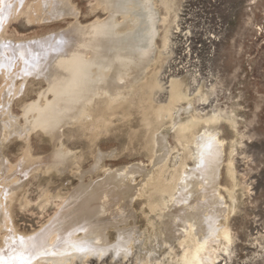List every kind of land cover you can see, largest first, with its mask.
Returning a JSON list of instances; mask_svg holds the SVG:
<instances>
[{
    "label": "bare ground",
    "instance_id": "6f19581e",
    "mask_svg": "<svg viewBox=\"0 0 264 264\" xmlns=\"http://www.w3.org/2000/svg\"><path fill=\"white\" fill-rule=\"evenodd\" d=\"M95 1L97 7L106 13L105 17L86 25L73 22L57 34L43 36L34 42L24 41L26 44H21L20 40L21 43L16 44L17 41L15 43L13 40L8 43L5 37L8 22L12 19L27 14L30 21L47 20L61 17L71 8L66 2L53 0H35L32 4L27 0H0V104L3 106L5 102H2L4 94H19L20 87L15 86V80L19 77L25 80L29 75H38L46 82V89L40 96L43 101L39 99L28 106L26 104L22 129L19 128L21 125L17 126L7 118L5 120L8 122L1 119L5 134L39 129L56 140L65 126L80 124L81 127L93 126L97 130L93 133L97 135L99 131L108 129L109 122H112L104 116L105 112L96 118L99 115H95L96 109L101 103L106 105V109H103L107 112L134 100L135 96L149 103L153 117H147L146 125L149 127L154 121L157 124L151 130L150 152L160 153L158 158L163 160L170 149L166 141L168 136L159 130L165 121L186 152L184 160L178 159L175 163L174 171L168 170V164L160 166L161 177L155 180L157 183L153 186L156 193L161 195L158 193L161 201L156 204L157 207L164 214L168 212L164 215L159 211L161 217L168 215L165 217L168 219L157 234L158 245L170 249V264H217L223 255L231 256L234 252V236L228 219L237 209L239 197L237 199L236 188L241 186L237 183L234 165L230 162L227 166L232 181V187L228 189L231 203L227 204L219 188L225 152L218 125L224 119L233 123L236 121L224 109L215 106L206 109L212 89L204 85L193 89L188 76L163 81V70L170 56L168 47L172 29L180 11L178 0ZM5 89L8 91L5 92ZM162 95L163 100L160 98ZM199 104L202 107H198ZM2 114L6 113L0 116ZM55 146L43 161L32 158L26 152L21 161L14 165L17 171L12 170L10 161L0 160L3 176L0 232L4 233L0 245V264H84L90 262L91 256L101 259L108 252L111 258L120 255L127 259L133 249L129 234L120 237L115 244H109L107 235L108 227L115 220L125 218L131 205L133 188L126 182L128 177L122 174H109L100 182L80 184L60 202L63 205L59 211L40 231L32 235L17 232L9 208L12 194L9 192L14 188L11 184L40 167L47 170L66 169L73 162L72 153L69 154L65 147ZM187 160L193 163L188 170ZM151 193L150 196L157 195ZM46 195L54 199L56 194L48 190ZM116 205H119L118 211L113 210ZM164 209L168 211L164 212ZM150 252L151 249L149 255L147 252L146 258L140 261L142 264L152 260ZM154 264L164 263L162 259H156Z\"/></svg>",
    "mask_w": 264,
    "mask_h": 264
},
{
    "label": "rangeland",
    "instance_id": "374dc122",
    "mask_svg": "<svg viewBox=\"0 0 264 264\" xmlns=\"http://www.w3.org/2000/svg\"><path fill=\"white\" fill-rule=\"evenodd\" d=\"M53 1L66 2L71 10L61 17L47 20L30 21L27 14H20L8 22L6 41L8 43L11 40L15 43L17 41L16 44L38 41L43 36H51L66 30L73 22L86 25L106 15L101 7H97L95 0ZM178 1L180 11L172 29L168 47L170 56L163 70V81L166 82L176 76H188L193 89L200 85L212 89L206 109L214 106L224 109L225 112L231 113L236 121L233 123L229 119H224L218 125L221 138L224 140L225 152L219 188L227 204L231 203L228 189H231L232 181L227 166L230 162L234 165L237 183L241 186L236 188L237 199L239 197L237 209L228 219L234 236V252L231 256L223 255L217 264H222L224 260L229 264H264V0ZM27 2L32 4L35 0ZM161 12H164L163 9ZM157 40L160 45V38ZM182 67H186L185 70L177 75H167L171 69ZM37 76L29 75L25 80L21 77L15 80L16 87L24 88L21 92L18 87L19 94L12 92L4 94L2 102L6 103L3 102V106L0 104V115L6 113V116L2 114L0 121L1 119L11 121L17 126L21 125L19 126L21 129L24 127L26 104L28 106L39 99L43 101L40 96L46 89V82L42 76ZM1 80L2 77L0 85ZM160 98L163 100L164 96ZM8 103L9 105H6ZM105 106L101 103L97 107L95 115H99H96V118L105 112L104 116L112 122H109V130L99 131L97 135H94L97 130L93 126L90 125L89 129L90 126L81 127L80 124L65 126L61 131L62 135L56 140L39 129L31 130L30 133L22 131L24 134L22 132L5 134L3 124L0 123V160L8 163L10 161L13 171H17L15 166L26 152L32 158H40L39 160L43 161L53 151L55 145L65 147L69 154L72 153L73 161L64 170H47L44 167L31 170L11 184L14 187L9 192L12 193L9 203L12 224L17 232L32 235L49 223L63 205L62 200L69 197L80 184H93L112 174H122L128 177L126 182L133 188L131 200L129 199L131 205L127 204L130 205L129 212L127 211L129 216L117 219V222L115 220L108 227L107 235L109 244H115L120 237L129 234L132 253L125 259L120 255L111 258L112 255L108 252L101 258L102 260L91 256L90 262L84 264H142L140 261L146 258L147 252L149 255L150 249V255L153 257L150 264H154L156 259H162L164 264H170L168 255L170 249L167 246L160 247L157 241V234L164 226V221L168 219L165 217L168 215L161 217L164 214L163 210L157 207L161 195L159 192L156 193L153 186L161 177L159 168L168 164V170L174 171L175 163L178 159L183 161L186 152L179 145L175 132L169 129L170 125L166 121L164 125H158L159 130L168 136L166 141L168 140L167 146L169 144L170 149L166 157L161 160L162 158H158L160 153L150 152L151 133L157 124L154 121L150 125L152 127H147L146 119L152 118L153 114L150 113L149 103H144L137 96L134 100L125 102L121 108L117 107L112 112L108 110L109 113L104 110ZM7 107L10 113L9 111L7 113ZM198 107L202 105L199 104ZM101 108H104L103 111ZM1 136L6 138L3 139ZM173 153L175 155H172ZM192 165V161L187 160L186 169ZM1 173L0 189L3 182ZM48 190L56 194L54 199L47 198ZM151 192L157 194L154 195L156 198L150 196ZM149 202L155 203L153 206L155 210ZM114 209L118 211L119 205L114 206ZM167 211L168 209H164V212ZM111 216L113 217V214H110ZM3 236L4 233L0 232V245L3 243ZM154 242L155 244H152ZM157 250H160L159 254Z\"/></svg>",
    "mask_w": 264,
    "mask_h": 264
},
{
    "label": "built area",
    "instance_id": "2783aa9c",
    "mask_svg": "<svg viewBox=\"0 0 264 264\" xmlns=\"http://www.w3.org/2000/svg\"><path fill=\"white\" fill-rule=\"evenodd\" d=\"M185 68L186 67H182V68H175L174 70H170V71H168V74L167 75H173V74H178L179 72H182V71H184L185 70ZM222 264H229V263H227L225 260H224V262L222 263Z\"/></svg>",
    "mask_w": 264,
    "mask_h": 264
}]
</instances>
